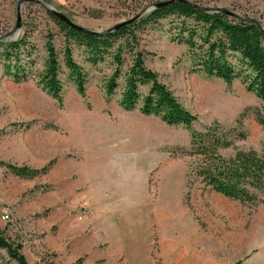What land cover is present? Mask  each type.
<instances>
[{
  "label": "rangeland",
  "instance_id": "1",
  "mask_svg": "<svg viewBox=\"0 0 264 264\" xmlns=\"http://www.w3.org/2000/svg\"><path fill=\"white\" fill-rule=\"evenodd\" d=\"M41 1L80 26L103 31L163 0ZM198 1L264 25V0ZM18 2L0 0V35L14 28ZM20 11L21 26L11 40L27 33L35 60L25 63L30 45L19 48L18 59H5L7 46L0 43V230L21 243L27 264H264V193L250 205L188 188L189 159L178 150L188 147L192 130L215 123L246 133L236 147L260 150L264 124L256 114L264 116V108L259 97L238 78L227 84L194 71L187 46L175 39L173 17L134 25L137 42L125 45L123 70L131 53L140 52L146 68L195 116L190 127L144 115L140 103L124 110L119 105L122 78L114 94L105 93L114 67L110 59L92 65L86 49L70 41L73 59L86 75L82 97L67 76L59 26L42 4L24 2ZM48 33L61 67L60 99L37 83ZM8 63L9 71L23 65L34 77L13 79ZM148 86L139 85L141 95ZM7 164L49 168L26 178L12 174ZM68 170L72 174L66 175ZM78 182L80 190L106 193L104 200L94 208L86 198L68 208L57 205ZM105 200L106 215L99 212ZM0 264L16 263L0 249Z\"/></svg>",
  "mask_w": 264,
  "mask_h": 264
},
{
  "label": "trees",
  "instance_id": "2",
  "mask_svg": "<svg viewBox=\"0 0 264 264\" xmlns=\"http://www.w3.org/2000/svg\"><path fill=\"white\" fill-rule=\"evenodd\" d=\"M191 1L202 5L198 0ZM47 14L63 32V63L68 78L82 97L85 96L86 75L73 59L70 41L86 49L87 61L92 65L110 59L114 67L105 81V93L114 94L119 87V79L122 78L119 105L124 110H132L140 103L139 111L144 115L159 116L169 125L190 127L195 116L165 84L158 81L155 72L146 68L140 52L131 53V63L123 70L125 45L130 41L137 42V35L132 30L134 25L173 17L170 22L172 25L175 23L177 29L175 39L187 46L193 70L218 77L227 84L236 78L240 79L248 90L259 97L264 108V31L251 21V17L239 15V18H235L222 12H207L177 0L154 8L140 19L115 31L98 35L79 31L59 20L53 13L48 11ZM52 38L51 33L46 35V56L43 69L37 75V83L52 98L60 99L61 67ZM0 43H6L4 58L8 60L18 59L21 46H32L27 41V33L15 40L2 39ZM32 52L33 46L25 54V63L30 65L35 60ZM9 68L8 63V75L17 81L31 78L32 73L27 72L23 65L17 66L14 71H9ZM140 84L149 85L144 95L140 94ZM256 121L264 124V116L259 111ZM189 138L188 147L178 149L181 155L189 159L185 174L188 188L201 187L250 205L258 202L259 195L264 193V143L260 150L238 148L235 141L246 138V133L240 128H223L216 123L202 131L192 130ZM225 151L230 152L226 154ZM6 167L16 176L31 178L46 173L49 164L39 169L12 164H7ZM21 248L20 242L8 239L0 230V249L6 252L8 260L16 264H27Z\"/></svg>",
  "mask_w": 264,
  "mask_h": 264
},
{
  "label": "water",
  "instance_id": "3",
  "mask_svg": "<svg viewBox=\"0 0 264 264\" xmlns=\"http://www.w3.org/2000/svg\"><path fill=\"white\" fill-rule=\"evenodd\" d=\"M173 1H177V0H163V1H157V2H153L150 3L148 5H146L143 9H141L136 15H134L133 17L120 21L114 25H112L111 27L103 30V31H94V30H90L87 29L83 26H80L78 24H76L75 22H73L70 18H68L65 14H63L62 12L58 11L56 8H52L51 6L43 3L41 0H19L18 5H17V18H16V24L14 26V28L11 31H8L7 33H4L2 35H0V40L5 39V40H11L13 39L16 31L20 28L21 26V11H20V6L22 5V3L24 2H33V3H39L42 4L44 6V8L53 13L59 20L63 21L64 23H66L67 25H69L70 27H73L79 31H83V32H87V33H91V34H107L111 31H115L123 26H125L126 24H129L131 22H134L138 19H140L143 15H145L146 13H148L149 11H151L154 8L157 7H161L164 5H167L168 3H171ZM178 1H183L185 3L191 4L194 7L203 10V11H207V12H222L224 14L230 15L231 17H235V18H239V14L231 11L227 8L224 7H218V6H206V5H198V4H194L191 0H178ZM252 22L257 23V25L261 28L262 31H264V28L262 26V24L254 19L251 20Z\"/></svg>",
  "mask_w": 264,
  "mask_h": 264
},
{
  "label": "crops",
  "instance_id": "4",
  "mask_svg": "<svg viewBox=\"0 0 264 264\" xmlns=\"http://www.w3.org/2000/svg\"><path fill=\"white\" fill-rule=\"evenodd\" d=\"M73 162H76L73 166L74 167L73 171H76L75 173H79L78 170L80 167H79L77 161H73ZM66 168L67 167L65 166L64 169L66 170ZM68 173L70 174L71 172H69V170L65 171L66 175ZM78 185H79V182L73 186L74 189H72L73 188L72 187L71 189H68L66 191V193H65V197L67 198L66 202H59V203H57V205L63 204L62 206H65L68 208V207L74 206L82 198H86L89 201V203L93 206L95 203H97V201L99 199L104 200L106 193L98 194L97 192H94L93 190L88 189V188L85 190H80V189H78ZM56 200L57 199H55V200L52 199V202L53 201L57 202ZM104 202H106V203H104L103 205L100 203L99 207L101 208V205L104 207H102L103 209H101L103 211L100 210L99 212H102V213H104V215H106L107 211L104 210V208H108L107 207L108 204H107V200H105ZM93 208H94V206H93ZM95 208H96V206H95Z\"/></svg>",
  "mask_w": 264,
  "mask_h": 264
},
{
  "label": "built area",
  "instance_id": "5",
  "mask_svg": "<svg viewBox=\"0 0 264 264\" xmlns=\"http://www.w3.org/2000/svg\"><path fill=\"white\" fill-rule=\"evenodd\" d=\"M4 217H7V215H4Z\"/></svg>",
  "mask_w": 264,
  "mask_h": 264
}]
</instances>
